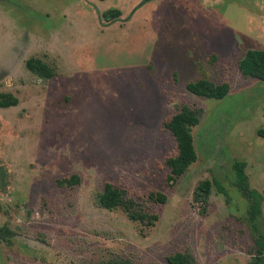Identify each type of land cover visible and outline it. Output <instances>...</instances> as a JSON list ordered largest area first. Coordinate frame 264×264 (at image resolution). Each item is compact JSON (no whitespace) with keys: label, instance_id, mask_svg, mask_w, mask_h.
Instances as JSON below:
<instances>
[{"label":"rangeland","instance_id":"obj_1","mask_svg":"<svg viewBox=\"0 0 264 264\" xmlns=\"http://www.w3.org/2000/svg\"><path fill=\"white\" fill-rule=\"evenodd\" d=\"M113 9L120 16L106 19ZM252 48H264V0H0V92L18 99L0 107V230L10 235L0 264L110 254L165 264L183 248L198 264H250L253 223L264 234V81L238 61ZM30 57L52 78L32 73ZM198 79L230 90L196 95L186 85ZM182 103L203 109L191 131L197 158L167 185L175 146L162 120ZM235 161L260 194L253 222ZM70 173L79 184L56 185ZM204 179L214 180L206 207L192 199ZM105 182L164 193L155 225L100 207Z\"/></svg>","mask_w":264,"mask_h":264},{"label":"trees","instance_id":"obj_2","mask_svg":"<svg viewBox=\"0 0 264 264\" xmlns=\"http://www.w3.org/2000/svg\"><path fill=\"white\" fill-rule=\"evenodd\" d=\"M103 16L106 19H116L120 16L118 9L107 10ZM26 67L37 76L43 79L52 78L53 69L42 59L30 57L26 61ZM238 69L244 77H253L264 81V48H252L246 51L244 57L238 61ZM187 89L199 96L221 99L230 90L227 81L215 83L207 79H198L186 85ZM18 99L10 92H0V107L15 106ZM203 109L196 105L182 103L175 112L167 115L162 120V127L169 131L174 141V152L168 155L164 164L168 169L164 182L170 185L196 161L197 154L194 148L192 127L199 123ZM244 162L235 161L233 168L236 174L237 185L243 195L251 199L248 214L253 222L260 213V194L256 189H248L246 175L244 173ZM214 180L204 179L195 186L192 199L203 207L208 204L211 193V185ZM59 187H72L80 183V176L70 173L55 180ZM221 189V188H220ZM167 196L160 191L147 190L140 195L130 193L125 187H120L111 182H105L97 195V203L107 210H121L127 218L137 222L141 228L148 229L155 225L158 215L152 211L151 206L156 203H165ZM204 212V211H201ZM253 231L259 234L253 238L252 247L249 249L252 256L250 264H264V234L258 231V225L253 223ZM6 231V232H5ZM8 229L0 230V240L10 242ZM97 264H136L131 258L116 254H110ZM165 264H198L194 254L183 248L168 254Z\"/></svg>","mask_w":264,"mask_h":264}]
</instances>
